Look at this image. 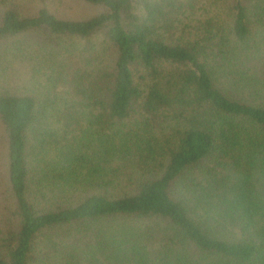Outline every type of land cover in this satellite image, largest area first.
<instances>
[{
  "label": "trees",
  "instance_id": "obj_1",
  "mask_svg": "<svg viewBox=\"0 0 264 264\" xmlns=\"http://www.w3.org/2000/svg\"><path fill=\"white\" fill-rule=\"evenodd\" d=\"M0 123V264H264V0H0Z\"/></svg>",
  "mask_w": 264,
  "mask_h": 264
},
{
  "label": "rangeland",
  "instance_id": "obj_2",
  "mask_svg": "<svg viewBox=\"0 0 264 264\" xmlns=\"http://www.w3.org/2000/svg\"><path fill=\"white\" fill-rule=\"evenodd\" d=\"M63 16L68 15L72 19H87L92 16H94L97 12L96 9L83 5L81 3H77L75 1H69L68 4H66L64 7H62ZM25 87H27V84H25ZM39 86H36L34 90L36 89V92L39 90ZM5 149V133L2 127V124L0 123V151L3 153ZM1 163V162H0ZM6 188L0 187V229L1 226L6 225L9 223V221L13 218L12 216V208L13 203L12 200L8 199V191H5ZM1 192H3V195H1Z\"/></svg>",
  "mask_w": 264,
  "mask_h": 264
}]
</instances>
